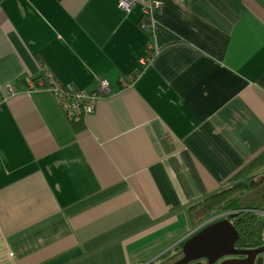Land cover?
<instances>
[{
    "label": "crops",
    "instance_id": "crops-1",
    "mask_svg": "<svg viewBox=\"0 0 264 264\" xmlns=\"http://www.w3.org/2000/svg\"><path fill=\"white\" fill-rule=\"evenodd\" d=\"M133 1L0 0V264L172 263L264 155V0ZM45 67L112 93L72 123Z\"/></svg>",
    "mask_w": 264,
    "mask_h": 264
},
{
    "label": "water",
    "instance_id": "water-1",
    "mask_svg": "<svg viewBox=\"0 0 264 264\" xmlns=\"http://www.w3.org/2000/svg\"><path fill=\"white\" fill-rule=\"evenodd\" d=\"M251 181L252 190L245 194L240 204H260L264 183ZM259 189H255L259 185ZM235 213L218 219L185 240L182 256L170 264H264V245L241 249L236 247L239 232L232 218Z\"/></svg>",
    "mask_w": 264,
    "mask_h": 264
},
{
    "label": "built area",
    "instance_id": "built-area-1",
    "mask_svg": "<svg viewBox=\"0 0 264 264\" xmlns=\"http://www.w3.org/2000/svg\"><path fill=\"white\" fill-rule=\"evenodd\" d=\"M121 7L130 11L134 5L133 0H121ZM160 2H153L152 5L144 10V15L141 19V25L146 30V32L150 35L151 38L155 37L157 32V26L154 19V13L156 8H160ZM152 44H149L146 48L145 55L140 57V65H146L149 62L150 56H152ZM45 76L33 80L31 78L26 79L27 90H38L44 89L49 91L59 105L64 110L66 116L72 123H76L78 121H82L88 115L94 113L96 107V101L104 95H108L112 93V87L110 84L101 80L99 86L96 90H86L83 88H78L72 83H62L60 82L55 75L45 67ZM136 74V73H134ZM134 75H129V79H133ZM12 88H9L11 91ZM236 213V211H226L220 213H214L209 218L199 223L188 235L187 239L209 225L210 223L225 218L229 215ZM264 213V211H262ZM186 239V240H187ZM144 264V263H142Z\"/></svg>",
    "mask_w": 264,
    "mask_h": 264
},
{
    "label": "trees",
    "instance_id": "trees-1",
    "mask_svg": "<svg viewBox=\"0 0 264 264\" xmlns=\"http://www.w3.org/2000/svg\"><path fill=\"white\" fill-rule=\"evenodd\" d=\"M80 122L82 121L76 123ZM260 166L264 167V155L252 163L231 184L193 205L190 210H192L191 216L194 224L203 222L217 212L236 211L232 218V222L239 232L236 247L245 249L264 245V213H262L264 211V194L261 196L258 206L256 204L252 206L240 204L242 197L250 188V182L256 177L255 174L250 175V171ZM180 255L182 256V252Z\"/></svg>",
    "mask_w": 264,
    "mask_h": 264
},
{
    "label": "flooded vegetation",
    "instance_id": "flooded-vegetation-1",
    "mask_svg": "<svg viewBox=\"0 0 264 264\" xmlns=\"http://www.w3.org/2000/svg\"><path fill=\"white\" fill-rule=\"evenodd\" d=\"M253 180L256 181V182L263 180L262 183H264V170H263L260 174H258ZM253 180H252V181H253ZM259 187H260V184H259V185H256L255 189H256V188L259 189ZM251 190H252V187H251V185H250L249 190H248L245 194H247V193L250 192ZM245 194H244V195H245ZM260 200H261V199H260ZM254 204H256V202H255V201H252L250 206H252V205H254ZM231 220H232V219H231Z\"/></svg>",
    "mask_w": 264,
    "mask_h": 264
}]
</instances>
